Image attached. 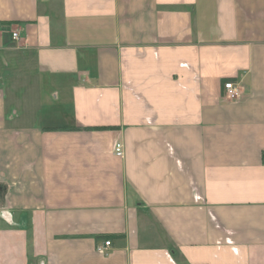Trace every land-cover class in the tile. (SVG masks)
<instances>
[{
	"label": "crops",
	"instance_id": "1",
	"mask_svg": "<svg viewBox=\"0 0 264 264\" xmlns=\"http://www.w3.org/2000/svg\"><path fill=\"white\" fill-rule=\"evenodd\" d=\"M0 264H264V0H0Z\"/></svg>",
	"mask_w": 264,
	"mask_h": 264
},
{
	"label": "built area",
	"instance_id": "2",
	"mask_svg": "<svg viewBox=\"0 0 264 264\" xmlns=\"http://www.w3.org/2000/svg\"><path fill=\"white\" fill-rule=\"evenodd\" d=\"M13 39H19L20 35L17 30L12 33ZM242 94L241 87L232 80L226 81L224 83V96L227 100L233 101L238 99ZM115 154L119 157H123L125 154L124 145L122 142H117L115 144ZM111 240H107L104 244L97 245V250L102 253H107L109 246H111Z\"/></svg>",
	"mask_w": 264,
	"mask_h": 264
},
{
	"label": "rangeland",
	"instance_id": "3",
	"mask_svg": "<svg viewBox=\"0 0 264 264\" xmlns=\"http://www.w3.org/2000/svg\"><path fill=\"white\" fill-rule=\"evenodd\" d=\"M41 118H43V117H41Z\"/></svg>",
	"mask_w": 264,
	"mask_h": 264
}]
</instances>
